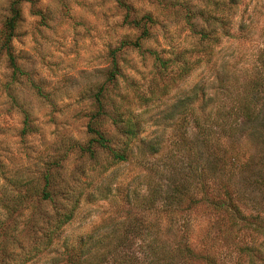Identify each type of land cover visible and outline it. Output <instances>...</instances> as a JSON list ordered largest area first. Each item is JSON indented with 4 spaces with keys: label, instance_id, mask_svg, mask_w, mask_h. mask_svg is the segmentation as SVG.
<instances>
[{
    "label": "clouds",
    "instance_id": "9594fccd",
    "mask_svg": "<svg viewBox=\"0 0 264 264\" xmlns=\"http://www.w3.org/2000/svg\"><path fill=\"white\" fill-rule=\"evenodd\" d=\"M260 129L264 0H0V264H264Z\"/></svg>",
    "mask_w": 264,
    "mask_h": 264
},
{
    "label": "rangeland",
    "instance_id": "374dc122",
    "mask_svg": "<svg viewBox=\"0 0 264 264\" xmlns=\"http://www.w3.org/2000/svg\"><path fill=\"white\" fill-rule=\"evenodd\" d=\"M14 27V21H13V26H12V28ZM258 135H261L262 136V138H264V129H260L259 131H258Z\"/></svg>",
    "mask_w": 264,
    "mask_h": 264
},
{
    "label": "trees",
    "instance_id": "16d2710c",
    "mask_svg": "<svg viewBox=\"0 0 264 264\" xmlns=\"http://www.w3.org/2000/svg\"><path fill=\"white\" fill-rule=\"evenodd\" d=\"M12 26H13V21L12 20H9L8 23H7V25H6V27L9 28V29H11Z\"/></svg>",
    "mask_w": 264,
    "mask_h": 264
}]
</instances>
